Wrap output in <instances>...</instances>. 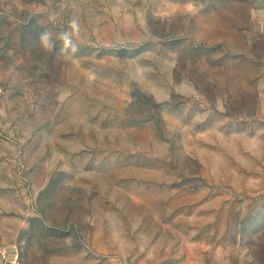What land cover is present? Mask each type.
I'll use <instances>...</instances> for the list:
<instances>
[{
	"label": "rangeland",
	"instance_id": "1",
	"mask_svg": "<svg viewBox=\"0 0 264 264\" xmlns=\"http://www.w3.org/2000/svg\"><path fill=\"white\" fill-rule=\"evenodd\" d=\"M0 264H264V0H0Z\"/></svg>",
	"mask_w": 264,
	"mask_h": 264
},
{
	"label": "clouds",
	"instance_id": "2",
	"mask_svg": "<svg viewBox=\"0 0 264 264\" xmlns=\"http://www.w3.org/2000/svg\"><path fill=\"white\" fill-rule=\"evenodd\" d=\"M41 39H43V37H41Z\"/></svg>",
	"mask_w": 264,
	"mask_h": 264
}]
</instances>
